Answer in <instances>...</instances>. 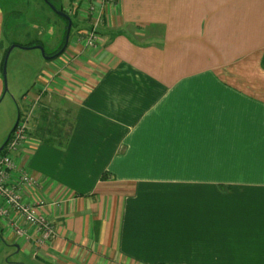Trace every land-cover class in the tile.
Returning <instances> with one entry per match:
<instances>
[{
    "label": "crops",
    "instance_id": "obj_1",
    "mask_svg": "<svg viewBox=\"0 0 264 264\" xmlns=\"http://www.w3.org/2000/svg\"><path fill=\"white\" fill-rule=\"evenodd\" d=\"M60 1L79 28L57 54L55 21L14 153L55 234L6 237L48 264H264V0Z\"/></svg>",
    "mask_w": 264,
    "mask_h": 264
},
{
    "label": "rangeland",
    "instance_id": "obj_2",
    "mask_svg": "<svg viewBox=\"0 0 264 264\" xmlns=\"http://www.w3.org/2000/svg\"><path fill=\"white\" fill-rule=\"evenodd\" d=\"M50 1L56 6L61 3L60 0ZM0 4L7 16L5 44L9 48L14 44L18 45L10 52L6 75L3 77L6 84L4 82L0 96L1 148L14 128L19 114H25L28 110L22 101L23 95L33 87L36 76L48 61L41 49L35 46L41 44L44 51L53 52L59 45L55 21L63 26L65 22L42 0H0ZM73 19L72 34L79 28L76 18ZM23 46L34 47L26 49ZM11 241L13 240L4 234L0 223V264H48L32 254L26 255L19 251Z\"/></svg>",
    "mask_w": 264,
    "mask_h": 264
},
{
    "label": "built area",
    "instance_id": "obj_3",
    "mask_svg": "<svg viewBox=\"0 0 264 264\" xmlns=\"http://www.w3.org/2000/svg\"><path fill=\"white\" fill-rule=\"evenodd\" d=\"M102 10V5H90L89 12L93 17V24L86 33L89 46L97 43ZM29 118V113L20 114L16 127L0 153V219L5 220L14 235L20 239L29 240L33 234L31 229L34 228L38 241H46L55 234L53 222L42 211L47 201L35 197L27 201L26 191L39 185V181L24 166L18 165L14 156L28 137Z\"/></svg>",
    "mask_w": 264,
    "mask_h": 264
},
{
    "label": "water",
    "instance_id": "obj_4",
    "mask_svg": "<svg viewBox=\"0 0 264 264\" xmlns=\"http://www.w3.org/2000/svg\"><path fill=\"white\" fill-rule=\"evenodd\" d=\"M46 1L50 4V6L53 7V9H54L59 15H62L63 17H65V18L68 20V28H67V35H66V43H65L64 47L62 48V50L59 51V52L57 53V54H59V53L62 52V51L65 49V47L67 46V43H68V40H69L70 30H71V27H72V19H71V16H70L69 14H67L66 12L61 11V10L57 9L56 7H54V6L50 3L49 0H46ZM15 46H18V45H15V44L12 45V46L7 50L6 55H5V57H4V61H3V76H4V77H5V75H6V69H7V61H8V57H9V55H10L11 50H12ZM23 47H24V48H27V46H23ZM33 47H34V46H33ZM35 47H39V48L41 49V51H42V53H43V55H44L45 57H47V58L50 57V56H47V55L45 54V51H44V48H43L42 45H36ZM5 84H6V82H5ZM4 146H5V145H3V146L0 148V151L4 148Z\"/></svg>",
    "mask_w": 264,
    "mask_h": 264
},
{
    "label": "trees",
    "instance_id": "obj_5",
    "mask_svg": "<svg viewBox=\"0 0 264 264\" xmlns=\"http://www.w3.org/2000/svg\"><path fill=\"white\" fill-rule=\"evenodd\" d=\"M45 1V0H44ZM51 2V1H50ZM52 3V2H51ZM53 4V3H52ZM54 5V4H53ZM56 7V6H55ZM62 18L65 20V23H66V30H67V28H68V20L67 19H65L63 16H62ZM72 29V28H71ZM31 45V44H30ZM39 45H41V44H39ZM29 46V45H28ZM9 49V48H8ZM7 49V50H8ZM7 50H5L4 51V54H3V57H2V59H1V72L3 71V61H4V57H5V55H6V52H7ZM19 116H20V114H19ZM19 116H18V120H19ZM18 120H17V122H18ZM17 122H16V124H17ZM16 124H15V126H14V128L16 127ZM14 128L12 129V131L14 130ZM11 131V132H12ZM11 132H10V134H9V136H8V138H7V140L9 139V137H10V135H11ZM7 142V141H6ZM6 144V143H5ZM4 144V145H5ZM5 148V147H4ZM4 148L0 151V153L4 150Z\"/></svg>",
    "mask_w": 264,
    "mask_h": 264
},
{
    "label": "bare ground",
    "instance_id": "obj_6",
    "mask_svg": "<svg viewBox=\"0 0 264 264\" xmlns=\"http://www.w3.org/2000/svg\"><path fill=\"white\" fill-rule=\"evenodd\" d=\"M46 1V0H45ZM50 1V0H49ZM47 2V1H46ZM48 3V2H47ZM51 3V2H50ZM49 4V3H48ZM52 4V3H51ZM50 5V4H49ZM53 5V4H52ZM54 6V5H53ZM52 7V6H51ZM55 7V6H54ZM53 8V7H52ZM72 19V18H71ZM72 25H73V22H72ZM72 28V27H71Z\"/></svg>",
    "mask_w": 264,
    "mask_h": 264
}]
</instances>
